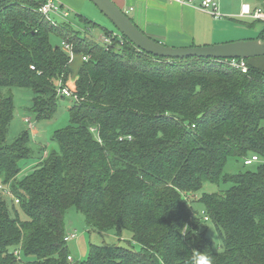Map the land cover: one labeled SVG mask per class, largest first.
Returning <instances> with one entry per match:
<instances>
[{
    "label": "trees",
    "instance_id": "obj_1",
    "mask_svg": "<svg viewBox=\"0 0 264 264\" xmlns=\"http://www.w3.org/2000/svg\"><path fill=\"white\" fill-rule=\"evenodd\" d=\"M44 1L0 0V185L20 199L13 214L0 202V264H190L197 251L213 264H264V162L225 172L231 158H264V70L251 58L244 73L222 59L156 57L125 36L106 48L71 20L37 12ZM64 40L91 58L74 68ZM61 85L77 97L68 98L70 124L52 136L58 148L32 162L27 132L8 141L11 89H31L32 112L48 120ZM207 182L230 184L199 200L219 246L187 199ZM73 206L96 229L128 231L140 248L92 245L75 261L65 241Z\"/></svg>",
    "mask_w": 264,
    "mask_h": 264
},
{
    "label": "rangeland",
    "instance_id": "obj_2",
    "mask_svg": "<svg viewBox=\"0 0 264 264\" xmlns=\"http://www.w3.org/2000/svg\"><path fill=\"white\" fill-rule=\"evenodd\" d=\"M201 1V0H200ZM243 3H249L254 5L255 3H259L258 0H242ZM225 3H229L230 0H224ZM232 2V0H231ZM256 4V5H257ZM71 9V14L69 16L68 22H73L71 25L81 31L82 33H91L95 38H99L104 40V34L107 31L118 32V29L112 24L111 21L90 1L87 0L86 4L82 6L78 12L72 6L67 5ZM80 13V14H78ZM225 17H221L224 20L231 22L232 29L230 36H228L229 40H224L227 38H223L220 41L224 42H216V43H227L238 40L245 39H254L258 38L261 35V29L264 27V22L255 21L253 19H241L235 15H227L224 14ZM231 16V18H229ZM54 20L58 23L64 22L66 20L61 19L60 17L54 16ZM71 20V21H70ZM90 20V21H89ZM90 22V23H89ZM89 29V30H86ZM229 33V34H230ZM98 39V40H99ZM232 39V40H231ZM59 43L61 40L58 38L56 40ZM212 43V44H216ZM208 44V45H212ZM71 63L76 62L75 56L71 58ZM32 68V66H31ZM3 91L7 93L9 91L8 88H4ZM14 96V105H15V113L14 119L12 121V125L10 127L8 133V141H15L21 134L27 132L25 135L28 139L27 146L30 150L31 156L29 158L32 159V162L35 161H43L48 158L51 152L58 148L57 144L54 143L51 138L55 134L56 131L67 127L70 124V114L68 109L71 105V99L63 98L58 96V105L55 114L52 118L48 120H37V116L33 109V97L34 93L31 89L13 87L11 89ZM57 101V100H56ZM47 105H41L37 107L38 110L43 112V109ZM48 108V107H46ZM30 117L33 123V129L30 127L25 118ZM36 128V129H35ZM42 157H44L42 159ZM37 158V159H35ZM41 158V159H40ZM35 159V160H34ZM264 161V158H263ZM25 164L23 166L22 172L19 174V179H22L27 174L32 171V167L34 164ZM258 165L253 164L251 166H246L244 162L237 161L233 158L229 159L225 172L228 173H239V172H247V171H256ZM3 186V185H1ZM230 188V184H217L207 182L203 184L202 188L197 192H192L187 195V199L190 202L193 210L197 213V215H202V211L204 210L203 204L199 201L204 193H213V192H225ZM15 193L10 190V194L3 192L0 188V202H3L7 205L11 213H14V209L20 207V199L19 202L16 201V198L12 197ZM13 195V196H14ZM192 197V198H191ZM17 203H16V202ZM203 225L208 228L207 235L209 238L215 243L216 246L220 245L219 237L216 233V230L213 224L210 221L203 222ZM66 228L67 232L77 231V238L71 240L68 243L70 253L75 258V261H84L89 256L90 246H115L121 244L124 247H131L135 249H139L140 246L133 242L132 234L126 230H123L122 234H120L117 229H107L100 230L95 227L90 226L85 216L79 211L76 206L70 207L66 213ZM74 250L76 252H74Z\"/></svg>",
    "mask_w": 264,
    "mask_h": 264
},
{
    "label": "crops",
    "instance_id": "obj_3",
    "mask_svg": "<svg viewBox=\"0 0 264 264\" xmlns=\"http://www.w3.org/2000/svg\"><path fill=\"white\" fill-rule=\"evenodd\" d=\"M58 1L65 6H72L78 12L86 4L87 0ZM113 1L128 12L137 26L148 36L169 46H206L208 44L229 40L228 36L232 34L230 33L232 29L231 22L200 10L198 7L201 2L200 0L186 4L166 0ZM218 4L222 14H231L240 17L239 14L243 4L242 0H232V2L230 0L228 4L224 0H218ZM223 38L227 39L220 41ZM75 59L76 62L72 64L74 68L80 64V55L75 56ZM250 63L264 70V57L251 58ZM74 252L76 251L74 250Z\"/></svg>",
    "mask_w": 264,
    "mask_h": 264
},
{
    "label": "water",
    "instance_id": "obj_4",
    "mask_svg": "<svg viewBox=\"0 0 264 264\" xmlns=\"http://www.w3.org/2000/svg\"><path fill=\"white\" fill-rule=\"evenodd\" d=\"M138 49L162 58L250 59L264 57V39L254 38L206 46L173 47L148 36L113 0H90Z\"/></svg>",
    "mask_w": 264,
    "mask_h": 264
},
{
    "label": "built area",
    "instance_id": "obj_5",
    "mask_svg": "<svg viewBox=\"0 0 264 264\" xmlns=\"http://www.w3.org/2000/svg\"><path fill=\"white\" fill-rule=\"evenodd\" d=\"M166 1L176 2L179 4H186V3H193L195 0H166ZM198 7L200 10L207 12L213 16H216V17L224 16V14H222V12L219 9L218 0H201ZM36 11L46 16L47 18L51 19L54 24H58V22L54 20V16L60 17L61 19H64L67 21L69 20V16L71 14V9L68 6H65L64 4L59 2L58 0H45L44 2L40 4L39 8ZM239 16L241 18H253L261 22H264V8L261 5H255V4L251 5L245 2L241 6V12ZM104 36H105L104 40L99 39V38L98 39L101 43H103L106 46V48L111 47L115 40L118 41L119 47H121L125 43V40L123 38L124 35L118 32L116 33L114 31H110L107 34L105 33ZM62 47L71 58L73 56H76L73 44L70 41L68 40L62 41ZM81 58L84 61H88L91 57L90 55L84 54V55H81ZM222 61L238 68L244 73H247L249 71V64L246 59H222ZM32 69H35V66H32ZM58 92H59V95L63 97L73 98V99L77 98L76 95L73 93V91L66 85H61ZM25 121L29 125H32L30 127L31 129L34 128L30 117H26ZM243 162L246 166H251L255 163H260L264 161L263 159H261V157L258 154H254V155L245 157L243 159ZM0 188L2 189L3 192L10 194L11 187L9 185L7 186L0 185ZM13 195L12 197L13 198L15 197L16 201L19 202V198L16 195L14 196ZM202 214L204 216L205 221L210 220V217L205 210L202 211ZM76 238H77V231L74 230L66 235L65 241L70 242L71 240H74ZM68 259L72 260V256H69Z\"/></svg>",
    "mask_w": 264,
    "mask_h": 264
},
{
    "label": "clouds",
    "instance_id": "obj_6",
    "mask_svg": "<svg viewBox=\"0 0 264 264\" xmlns=\"http://www.w3.org/2000/svg\"><path fill=\"white\" fill-rule=\"evenodd\" d=\"M190 264H213L212 259L205 253L195 252Z\"/></svg>",
    "mask_w": 264,
    "mask_h": 264
}]
</instances>
